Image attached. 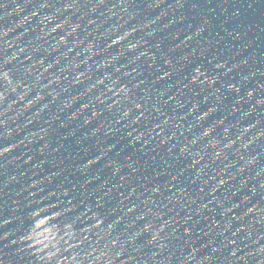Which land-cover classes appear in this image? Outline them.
<instances>
[{
    "label": "water",
    "instance_id": "95a60500",
    "mask_svg": "<svg viewBox=\"0 0 264 264\" xmlns=\"http://www.w3.org/2000/svg\"><path fill=\"white\" fill-rule=\"evenodd\" d=\"M0 264H264V0H0Z\"/></svg>",
    "mask_w": 264,
    "mask_h": 264
}]
</instances>
